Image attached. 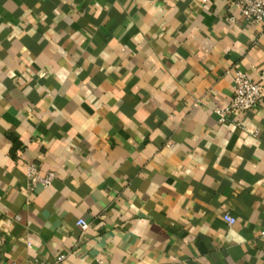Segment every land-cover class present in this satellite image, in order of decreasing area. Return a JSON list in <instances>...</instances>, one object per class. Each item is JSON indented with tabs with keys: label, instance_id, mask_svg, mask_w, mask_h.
<instances>
[{
	"label": "crops",
	"instance_id": "1",
	"mask_svg": "<svg viewBox=\"0 0 264 264\" xmlns=\"http://www.w3.org/2000/svg\"><path fill=\"white\" fill-rule=\"evenodd\" d=\"M230 1L0 0L1 261L264 264V106L214 111L264 25Z\"/></svg>",
	"mask_w": 264,
	"mask_h": 264
},
{
	"label": "built area",
	"instance_id": "2",
	"mask_svg": "<svg viewBox=\"0 0 264 264\" xmlns=\"http://www.w3.org/2000/svg\"><path fill=\"white\" fill-rule=\"evenodd\" d=\"M230 4L238 8L244 19L264 25V0H231ZM228 22H234L235 16H229ZM233 97L226 106H216L214 111L219 117L221 124L228 123L230 120L235 121L237 117L244 115L252 109L259 106H264V83L255 80L252 76L242 70H237L233 77ZM28 174L32 178V186L37 187L39 184L47 187L56 177L54 172H49L47 176L38 174L36 168L31 166ZM225 220L228 224L232 225L236 221V217L227 214ZM77 224L80 226L84 233L89 223L85 219H79ZM4 244V238L0 236V247ZM65 256L61 255L58 260H62ZM0 264H15L4 263L0 260ZM35 264H46L45 262L35 260ZM99 264H106L100 261Z\"/></svg>",
	"mask_w": 264,
	"mask_h": 264
}]
</instances>
